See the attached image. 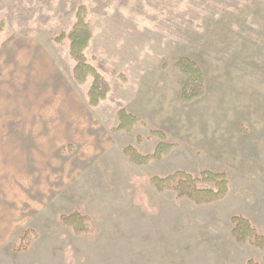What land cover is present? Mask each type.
Wrapping results in <instances>:
<instances>
[{
	"label": "rangeland",
	"instance_id": "obj_1",
	"mask_svg": "<svg viewBox=\"0 0 264 264\" xmlns=\"http://www.w3.org/2000/svg\"><path fill=\"white\" fill-rule=\"evenodd\" d=\"M81 6L111 87L97 108L55 41ZM181 58L206 77L190 104ZM161 143L160 160L125 154ZM177 171L225 173L229 192L195 204L152 183ZM76 212L92 232L62 224ZM234 216L264 233V0H0V264H264Z\"/></svg>",
	"mask_w": 264,
	"mask_h": 264
},
{
	"label": "trees",
	"instance_id": "obj_2",
	"mask_svg": "<svg viewBox=\"0 0 264 264\" xmlns=\"http://www.w3.org/2000/svg\"><path fill=\"white\" fill-rule=\"evenodd\" d=\"M93 38L92 29L88 21V12L85 6L79 7L76 13V23L68 33L61 34L56 42L68 41L69 54L75 63L74 79L78 84L92 80L88 92V104L92 108L99 107L111 92L110 84L101 73L92 66L86 50ZM175 68L184 77L181 91V101L190 104L202 98L206 93V77L202 68L189 58H181ZM120 125L117 130H132L137 118L122 109L119 112ZM169 145L158 144L151 155H141L136 148L128 147L125 150L135 163H147L160 160L167 153ZM152 183L160 191H174L178 198H186L195 204L211 203L224 199L229 192V180L225 173L202 171L194 176L184 171H177L166 177H154ZM64 226L71 228L77 235H86L93 231L89 219L79 212L61 217ZM232 234L239 243H248L251 246L264 250V233L248 219L242 216L231 218ZM247 264H259L253 260Z\"/></svg>",
	"mask_w": 264,
	"mask_h": 264
}]
</instances>
